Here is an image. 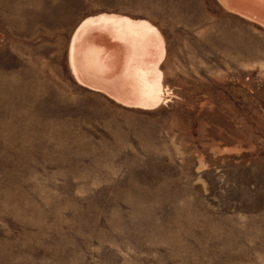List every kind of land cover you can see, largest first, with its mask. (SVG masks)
I'll return each mask as SVG.
<instances>
[{"label": "rangeland", "instance_id": "374dc122", "mask_svg": "<svg viewBox=\"0 0 264 264\" xmlns=\"http://www.w3.org/2000/svg\"><path fill=\"white\" fill-rule=\"evenodd\" d=\"M230 8L0 0V264H264V24ZM100 16L162 35L159 105L77 81Z\"/></svg>", "mask_w": 264, "mask_h": 264}, {"label": "bare ground", "instance_id": "6f19581e", "mask_svg": "<svg viewBox=\"0 0 264 264\" xmlns=\"http://www.w3.org/2000/svg\"><path fill=\"white\" fill-rule=\"evenodd\" d=\"M222 1L243 16L264 24V0ZM120 29H131L132 33L123 34L118 31ZM139 30L148 34L149 43L144 37L134 34ZM164 52L163 37L158 29L144 22H131L127 18L100 16L96 20L85 21L76 31L70 44L69 59L81 85L114 97L126 105L146 110L165 99V87L159 70Z\"/></svg>", "mask_w": 264, "mask_h": 264}, {"label": "crops", "instance_id": "0c3cea01", "mask_svg": "<svg viewBox=\"0 0 264 264\" xmlns=\"http://www.w3.org/2000/svg\"><path fill=\"white\" fill-rule=\"evenodd\" d=\"M163 79H164V77H163Z\"/></svg>", "mask_w": 264, "mask_h": 264}]
</instances>
